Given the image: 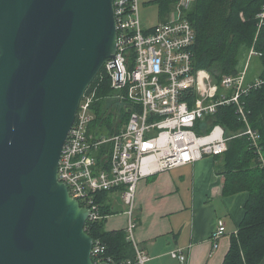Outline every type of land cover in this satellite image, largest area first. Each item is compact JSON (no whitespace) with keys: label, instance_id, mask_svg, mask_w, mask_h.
<instances>
[{"label":"water","instance_id":"95a60500","mask_svg":"<svg viewBox=\"0 0 264 264\" xmlns=\"http://www.w3.org/2000/svg\"><path fill=\"white\" fill-rule=\"evenodd\" d=\"M114 1L0 0V264H96L90 210L58 173L118 49Z\"/></svg>","mask_w":264,"mask_h":264},{"label":"built area","instance_id":"2783aa9c","mask_svg":"<svg viewBox=\"0 0 264 264\" xmlns=\"http://www.w3.org/2000/svg\"><path fill=\"white\" fill-rule=\"evenodd\" d=\"M195 2L180 0L166 21L147 29L140 15V0L114 1L118 49L103 69L111 79L113 98L124 109L131 108L129 118L118 131L98 137L89 131L95 117V90L85 93L63 150L59 180L68 185L72 197L89 208V220L100 217L97 193L123 189L130 216L128 236L135 244L137 257L116 264H145L149 259L134 240L133 214L142 179L205 156L222 155L229 148V140L238 136L248 138L264 167L261 134L251 126L243 100L260 80L250 83L246 69L216 80L211 71L195 67L197 32L187 16ZM258 17L260 29L264 6ZM253 55L261 53L253 47ZM230 105L235 106L245 125L242 131L228 136L220 123L209 131L203 127L201 122L208 115L215 114L220 106ZM225 232L222 222L212 235L215 247ZM104 253L105 246L95 240V263L115 264L111 259H101ZM171 255L182 262L186 259L179 249Z\"/></svg>","mask_w":264,"mask_h":264},{"label":"trees","instance_id":"16d2710c","mask_svg":"<svg viewBox=\"0 0 264 264\" xmlns=\"http://www.w3.org/2000/svg\"><path fill=\"white\" fill-rule=\"evenodd\" d=\"M179 1L155 0L163 21L169 18ZM263 6L264 0H196L187 16L197 32L194 65L211 71L216 80L224 74H239L253 46L261 53L258 56L261 67L257 74L260 83L254 85L243 100L250 112L251 126L261 134L264 155V23L259 29L258 17ZM242 59H245L244 63ZM257 79L253 78L251 82L255 84ZM94 90L92 107L95 117L89 131L98 137L109 136L123 126L129 114L121 102L110 97L113 93L111 79L104 69L86 93ZM103 98H106L105 105ZM201 123L208 131L214 124L220 123L228 136L238 134L245 127L234 105L220 106L215 114L208 115ZM215 157L219 161L218 171L224 178V195L242 191L249 193L244 218L237 233L232 235L223 264H261L264 259V167H261L259 157L246 136L230 139L228 150ZM108 193L102 191L96 194L100 217L89 220L86 230L94 240L105 246L101 259H111L115 264L135 260L137 251L128 231H109L105 228L106 216L110 212L105 203Z\"/></svg>","mask_w":264,"mask_h":264},{"label":"crops","instance_id":"0c3cea01","mask_svg":"<svg viewBox=\"0 0 264 264\" xmlns=\"http://www.w3.org/2000/svg\"><path fill=\"white\" fill-rule=\"evenodd\" d=\"M149 2L156 5L160 19L157 23L163 21L155 0H140L143 12L150 8L146 7ZM150 15L154 16L155 11ZM157 23L144 26L149 29ZM245 69L252 83L258 73L253 72L250 77L248 64ZM218 165L215 156H205L140 181L133 214L134 240L149 256L145 264H223L232 235L244 218L249 193L224 195V178ZM122 194L121 188L107 194L105 203L110 212L105 220L106 230H128L130 216ZM121 198L123 202L119 203ZM222 222L226 232L215 247L212 235ZM175 249L185 255L183 262L171 255Z\"/></svg>","mask_w":264,"mask_h":264},{"label":"rangeland","instance_id":"374dc122","mask_svg":"<svg viewBox=\"0 0 264 264\" xmlns=\"http://www.w3.org/2000/svg\"><path fill=\"white\" fill-rule=\"evenodd\" d=\"M146 7H150L147 9V12H143L142 6L140 9V15H141L142 21L147 25H150V23H157L158 20H160V19H159V17H157L156 5L154 3L149 2V3H147ZM153 10L155 11V15L151 16L150 14L153 13ZM172 13H174V10L171 12V14ZM258 56H260V55H253V57L251 56L252 58L248 56V58H246V65L248 64V70H249V76L250 77L252 76L253 72L258 73L260 71L261 66H260V60H259ZM242 61L244 63L245 59H242ZM113 95H114V93H112L110 95V97ZM102 100H103V105H105L106 104V98L105 99L103 98ZM121 202H123L122 198L119 200V203H121Z\"/></svg>","mask_w":264,"mask_h":264},{"label":"bare ground","instance_id":"6f19581e","mask_svg":"<svg viewBox=\"0 0 264 264\" xmlns=\"http://www.w3.org/2000/svg\"><path fill=\"white\" fill-rule=\"evenodd\" d=\"M139 6H140V5H139ZM139 8L141 9V6H140ZM157 24H158V23H157ZM125 112H126V113H129V112H131V110L128 111V110H127V107H126V108H125Z\"/></svg>","mask_w":264,"mask_h":264}]
</instances>
